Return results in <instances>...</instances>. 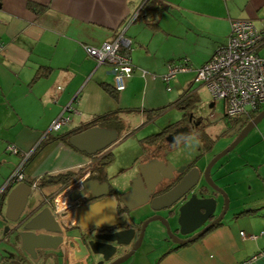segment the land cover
<instances>
[{
	"label": "crops",
	"instance_id": "1",
	"mask_svg": "<svg viewBox=\"0 0 264 264\" xmlns=\"http://www.w3.org/2000/svg\"><path fill=\"white\" fill-rule=\"evenodd\" d=\"M159 1L167 4V9L150 12L145 17L146 12L140 10L143 0H0V188L20 160L19 155L6 152V146L12 144L23 151L34 149L24 167L23 182L31 186L32 192L27 201L31 206H26L23 214L40 204L43 205L38 210L47 207L49 201L71 184L73 189H78L85 178H78L79 174L90 164L89 156L61 140H48L49 136L78 130L93 117L119 109L125 111L121 113L125 125L128 113L137 114L145 124L160 113L148 111L174 106L185 93L196 98L187 107L190 112L183 110L178 120L165 127H175L185 113L205 119L203 114L213 115L209 110L218 101L211 95L209 101H202L197 98L198 88L190 90L194 81L197 82L194 69L226 41L232 20L250 19L257 29L264 31V0ZM121 31L131 40L128 53L134 71L125 89L116 92L112 88V67L98 64L85 48L99 47ZM183 56L190 59L194 69L170 80L167 90L161 79L166 64ZM262 108L264 105L249 114L255 117ZM126 109L135 110L126 112ZM60 116L68 121L57 131H48ZM262 129L252 134L256 136L252 145L231 153L212 176L230 198L221 223L180 247L163 251V247L149 244V248L138 252L137 249L134 257L123 261L126 264H264V254L251 259L264 250V152L254 151L264 149ZM161 130L141 138L140 143L148 144L152 135ZM118 133L119 139L123 131ZM213 155L216 153L210 157ZM201 156L194 159L197 165ZM207 162L209 157L202 169ZM65 174L70 175L66 183L50 181ZM6 195L7 192L0 194V214L5 212ZM234 195L242 198L240 202ZM222 203L223 198L218 196L217 210ZM55 218L66 231L59 252L60 264H92L87 251L74 240L76 231L70 230L78 225L74 211L56 213ZM0 224L6 225L1 220ZM240 232L257 238H244ZM3 254L0 264L18 263V259L2 258ZM42 259L43 256L34 264H40Z\"/></svg>",
	"mask_w": 264,
	"mask_h": 264
},
{
	"label": "water",
	"instance_id": "2",
	"mask_svg": "<svg viewBox=\"0 0 264 264\" xmlns=\"http://www.w3.org/2000/svg\"><path fill=\"white\" fill-rule=\"evenodd\" d=\"M263 118L264 109L241 129L236 139L229 146L214 155L203 169L196 163L192 164L193 161L185 165H177L176 161H172L166 157L167 153H164L165 158L151 159L137 166L138 173L130 181L131 189L124 194L119 195L120 192L117 191L118 189L114 185L113 190H111L108 183H99L98 180H88L83 183L81 190L70 193L69 199L72 201L86 195H89L90 199H97L93 203L77 207L75 216L80 228L86 230L97 227L106 228L107 230L106 233L101 235H94L95 240L89 239L90 233H86L88 238L87 236L86 238L74 237V240L84 247L83 250L86 249L91 263L106 264L108 262L107 264H118L128 259L140 247L145 230L157 221L153 233L157 231L158 226H162L170 233L169 219L174 216L180 234L194 232L214 215L217 207V196L223 198L222 211L218 217L185 242L200 238L216 222H222L228 210V197L211 177V169ZM240 126L241 123L236 126V129L238 130ZM188 134L189 128L183 126L175 129L166 137L170 143H175L177 140L187 137ZM118 137L119 133L115 129L95 126L72 135L68 143L90 157L105 151L118 140ZM101 172L107 174L106 168H103ZM174 173L183 174L180 181L170 190L154 196L156 185L163 180H171ZM8 189L5 212L0 214L1 222L6 223L5 226L0 224V243L9 246L13 253L9 255L4 253L2 258L18 259V263L15 264H34L44 256L40 264H46L50 257H54L55 264H58L55 251L62 250L63 233L66 231L60 226L49 207L38 210L43 204H40L37 208L38 211L30 217L25 215L21 218L25 207L31 206L27 204V201L32 188L27 182H20ZM210 189L214 192L211 196L209 195ZM112 192L115 194H111ZM116 195L119 196L116 197ZM120 204L124 205L127 211L130 212L127 221L125 215L116 216V209ZM142 207H147L149 212L155 213L147 219L143 220L141 218L135 221L132 213ZM199 218L200 220H198ZM128 223L131 227L125 228ZM137 226H139V230L135 229ZM131 244L132 247L129 251L118 255L123 252L124 247ZM40 252L43 255L42 253L39 255ZM14 253L15 255H13Z\"/></svg>",
	"mask_w": 264,
	"mask_h": 264
},
{
	"label": "built area",
	"instance_id": "3",
	"mask_svg": "<svg viewBox=\"0 0 264 264\" xmlns=\"http://www.w3.org/2000/svg\"><path fill=\"white\" fill-rule=\"evenodd\" d=\"M130 47L131 40L121 31L113 40L104 42L99 47L85 48L87 55L94 58L98 64L112 67V88L116 92L125 89L126 81L134 71L128 53ZM263 47L264 31L257 29L250 19H234L230 23L226 41L205 63L194 69L190 59L183 56L166 64L167 70L161 79L169 90L170 80L180 73L194 69L195 80L208 89L213 100L223 103L224 116L228 119H239L264 105V54L261 53ZM67 121V117H57L48 131H57ZM5 150L19 155L20 160L7 182L0 188V194L24 181L25 164L34 152V149L20 150L12 144L7 145ZM72 187L73 184L65 187L54 197L52 203L56 213L64 211L74 203L69 199L70 193L74 191ZM240 235L244 238H257L256 235H246L244 232H240ZM263 254L264 250H260L251 259Z\"/></svg>",
	"mask_w": 264,
	"mask_h": 264
},
{
	"label": "rangeland",
	"instance_id": "4",
	"mask_svg": "<svg viewBox=\"0 0 264 264\" xmlns=\"http://www.w3.org/2000/svg\"><path fill=\"white\" fill-rule=\"evenodd\" d=\"M261 53L264 54V47L261 49ZM198 88L197 91V98H199L202 101H209L210 100V94L205 86H202L200 82H195L192 87H190V90L193 91L194 89ZM186 95H190L186 93ZM263 109V108H262ZM185 109H180L176 106H170L166 109L160 111V113L153 116V119H149L146 121L145 124H142L143 120H140V118L136 115H131L134 113H128L126 115V126H129V128H126L125 131L122 133V137L119 138L117 141H115L113 144H111L107 150H110L113 154V160L112 162L107 166V175L112 177L114 179L113 183L116 189L122 190L125 186L128 184V171L124 172L128 166H131L134 161H137L138 158H141L144 155V149L148 146L147 143H143V145L140 143L141 138H144L147 135L152 134L153 132L161 130L163 127L173 123L174 121L178 120L182 116V112ZM187 113H189V109H186ZM203 110L201 113L203 114ZM210 113H213V115H206L204 116V121L199 125L198 130L201 132L202 135L199 136V134L190 136L186 142L178 146V148L172 150V152L167 156L172 161L177 162H186L189 160H194L196 157H200L201 155V161H199L198 165L203 166L205 159L209 157V161L212 159L211 156L213 153H219L224 148L229 146L237 137L235 133H233L230 130V123L229 119H227L224 114V106L221 101H218L214 108L209 110ZM201 117V116H199ZM136 119V120H135ZM136 125L135 127H133ZM263 127L264 128V118L261 119L252 129L251 131L226 155H224L222 158H220L214 167L211 169V177L215 176L216 171L219 170L220 165L223 164L229 157L231 153L236 152L239 148L243 146H250L255 141L256 136H253L252 134L254 131L258 130V128ZM261 132H264V129H262ZM127 134V135H126ZM126 135V136H124ZM198 138V139H197ZM202 144H204V148H202ZM206 151V152H204ZM261 153L264 152V149L261 148L259 150ZM254 151H249L251 154L254 153ZM264 155V154H263ZM208 162L205 164L207 165ZM124 172V173H123ZM223 189V188H222ZM224 190V189H223ZM228 197V209L230 204V198L229 194L226 190H224ZM234 199H236L238 202L242 198H239L234 195ZM232 205L234 203H231ZM228 212V210H227ZM149 213V209L147 207L139 208L138 210L134 211L132 213L133 218L135 221L140 220L143 218L146 214ZM156 225V222L152 223L144 233L143 241L138 248L137 252L140 249H143L144 247L149 248V244L151 246L156 247L158 243L157 240H154L153 235V228ZM6 253L7 255L12 254V249L7 246L6 244L0 243V254ZM136 254V253H135ZM132 257H134V255ZM130 259V258H129ZM129 259L125 261H129ZM123 261L119 264H126V262Z\"/></svg>",
	"mask_w": 264,
	"mask_h": 264
},
{
	"label": "flooded vegetation",
	"instance_id": "5",
	"mask_svg": "<svg viewBox=\"0 0 264 264\" xmlns=\"http://www.w3.org/2000/svg\"><path fill=\"white\" fill-rule=\"evenodd\" d=\"M253 117L254 116L249 114L248 116H244V117H241L239 119H229L230 130L233 133H235L236 135H238L239 132L241 131V129ZM203 121H204V119L202 117L197 116L195 113L187 114L186 116H184L182 118V122L179 125L173 127L170 131H168V132H166V133H164V134H162V135H160V136H158L156 138L150 139L148 141V146L145 147V149H144L143 158L141 160L134 161L133 164L126 170V172L127 171L129 172L128 173V176H129L128 184L122 190H119V191L117 190L118 192H120L119 195L122 194V193L124 194V193L128 192L131 189V182L130 181L134 178L135 174L138 173L137 166H139L142 163L148 162L151 159L165 158L164 153H167V155H166V157H167L172 152V150L178 148V146H180L181 144L186 142V140L190 136H192V134H194V135L199 134V136L202 137V135L200 134L201 132L198 130L197 127H199V125ZM240 123H241V126L237 130L236 126L238 124H240ZM183 126H187L189 128V134L187 135V137H184L183 139L177 140L175 143H170V141L167 140L166 136L169 135L170 133H172L175 129H177L179 127H183ZM105 153H112V152L110 150L106 149L104 151V153L99 152V153L89 157L90 158V164L81 172V174H79V177H78V178H84V177L85 178L82 180L81 185L79 186V188L78 189H74V191L81 190L82 187H83V183L88 181V180H98L99 183L106 182V183L109 184L110 189L113 190V185L114 184L112 182V179L107 174H105V173L103 174L101 172L103 168H101L100 165H99V163H100L99 161L101 160L102 155L105 154ZM194 161L195 160H193L192 164H195L196 161L195 162ZM181 165H185V163L181 164ZM182 175L183 174L174 173V177L171 180H163L160 184L156 185L155 191H154V196L160 195V194L170 190L171 188H173L180 181V179L182 178ZM75 179L76 178H74V179L72 178L71 180H75ZM111 194L114 195L115 193L112 192ZM213 194H214V192L212 191V189H210L209 195L211 196ZM119 195H116V197H118ZM89 199H90V196L86 195L83 198H80L78 200H74V203L69 208H67L64 211H61L59 213H64L66 211L68 212V211H71V210H73L74 213H75V211H76L78 206L83 205V204H87V203H93L94 201L97 200V199H90V200ZM47 207L50 208L51 212L54 215L56 214L52 202L50 203V201H49V203H47ZM222 207H223V203H222V205L220 206V208L218 210H217V207H216L215 213H214V215L212 217L208 218V220L199 229L195 230L194 232H192L190 234H180L179 233V230L177 229L178 225L176 223V217L174 216L173 218L169 219L170 220L169 224H170V231L171 232L168 233L165 228H163L162 226H158L156 228L157 231L153 233L154 240H157L159 246L163 247V251H168V250H170L172 248H176V247H180L182 245H185V244L189 243V242H185L186 240H188L190 237L195 235L203 227H205L207 225H210L211 222L214 221L218 217V215L222 211ZM37 208L38 207H34V208L31 207V208L27 209L28 212L23 214V216H21V218H23L25 215L30 217L33 213L38 211ZM116 212H117V214H116L117 217H121V216L125 215L126 216V221H127V217H128L130 212L127 211V209L124 207V205H122V204L118 205L117 209H116ZM59 213H57V214H59ZM154 213L155 212L151 211L148 214H146L142 219L143 220L147 219L148 217L154 215ZM162 214L165 215L164 212H162ZM62 217L64 218V216H62ZM198 220H200V218ZM156 223H158V221ZM219 223H221V222H216L214 226L218 225ZM67 226H69V225H67ZM129 227H131V226L128 223L125 226V228H129ZM213 227H211V228H213ZM135 229L139 230L140 228H139V226H137V227H135ZM70 230L76 231L77 237H82V238H84V237L86 238L87 234L90 233L89 239H94L93 238L94 235H101V234L107 232L106 228H97V227H93V228H88L86 230H82L80 228V226H79V222H78V225L76 227H74L73 229H70ZM138 230H137V232H138ZM87 238H88V236H87ZM131 247H132V244L130 246H128V247H124L123 248L124 249L123 252L119 253L118 255H122L125 252L129 251V249ZM59 252H60V250H56L55 251V253L57 254L58 264H60V257H61ZM41 253L42 252H40L39 255ZM42 255H43V253H42ZM114 257H116V256H114ZM48 261H50V264H55V262H56L54 260V257H50V259Z\"/></svg>",
	"mask_w": 264,
	"mask_h": 264
},
{
	"label": "trees",
	"instance_id": "6",
	"mask_svg": "<svg viewBox=\"0 0 264 264\" xmlns=\"http://www.w3.org/2000/svg\"><path fill=\"white\" fill-rule=\"evenodd\" d=\"M167 7H168L167 4L162 3L159 0H143V3H142L140 10L145 11L146 12L145 17H147L148 15L149 16L151 15L150 12L155 14L157 12L164 10V9H167ZM194 101H196V98H192L191 95H186V93H185V94H182L173 103V105L180 108V109L186 110L187 107H189L190 104H193ZM165 108H167V106L160 108V109H154V110H151L148 112L156 113V112L164 110ZM133 110H135V109H126V112H130ZM123 112H125V111L122 109H119V110H115V111L108 112L105 114L97 115V116L93 117L91 120H89L87 123H85V125L80 127L78 130H73V131L66 132V133H59L56 135H51L48 137V140H61V141L65 142L66 144L69 145L68 141L72 135L79 133L85 129L95 127V126L104 127V128H108V129H115L117 132L121 133L122 131L125 130V127H126L125 122L123 120V117L121 116V113H123ZM186 115H187V113L184 114V116H186ZM181 122H182V120L177 122L175 124V126H177ZM172 128L171 127H169V128L165 127L159 133L152 135V138H156V137L170 131ZM112 159H113L112 153L103 154L101 157V160L99 161L100 167L106 166L107 164H109L112 161ZM68 179H70V175L65 174V175H61V176L58 175V176L52 177L50 181L51 182L63 181L64 183H66ZM243 212H241V213H243Z\"/></svg>",
	"mask_w": 264,
	"mask_h": 264
}]
</instances>
